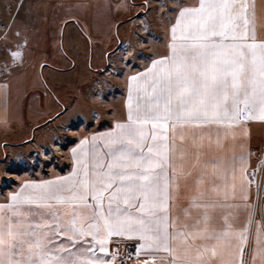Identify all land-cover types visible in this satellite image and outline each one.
<instances>
[{
  "label": "snow or ice",
  "instance_id": "obj_1",
  "mask_svg": "<svg viewBox=\"0 0 264 264\" xmlns=\"http://www.w3.org/2000/svg\"><path fill=\"white\" fill-rule=\"evenodd\" d=\"M173 3L160 5L174 14L166 54L127 77L126 119L80 139L66 175L24 179L0 201V264H246L248 225L235 221L241 208L252 219L255 180L243 150L226 152L264 123V18L258 33L247 0ZM61 148L53 137L41 155Z\"/></svg>",
  "mask_w": 264,
  "mask_h": 264
},
{
  "label": "rangeland",
  "instance_id": "obj_2",
  "mask_svg": "<svg viewBox=\"0 0 264 264\" xmlns=\"http://www.w3.org/2000/svg\"><path fill=\"white\" fill-rule=\"evenodd\" d=\"M160 5L161 0H0V83L9 82L12 95H24L18 111L24 125L0 133V201L24 179L66 175L70 149L122 118L124 78L148 58L151 22L170 20L171 12L160 15ZM133 49L142 55L128 60ZM12 51L20 55L14 58ZM53 137L63 148L49 159L41 153Z\"/></svg>",
  "mask_w": 264,
  "mask_h": 264
},
{
  "label": "crops",
  "instance_id": "obj_3",
  "mask_svg": "<svg viewBox=\"0 0 264 264\" xmlns=\"http://www.w3.org/2000/svg\"><path fill=\"white\" fill-rule=\"evenodd\" d=\"M251 5L254 4L256 7L257 16V29L259 33L260 20L264 18V0H247ZM170 6H174L173 0L169 2ZM168 22H151L153 36L150 41L146 44L148 48V58L145 62L140 65L137 69L126 74L124 78V85L120 95L121 98V111L122 118L126 119L127 116V96H128V81L127 77L132 75L134 72L142 71L147 67L151 60L156 58L158 54H166L167 49V38L171 23H174V14L171 13V17ZM113 28V23L111 29ZM32 80H30V83ZM17 86L15 82L13 84ZM30 86V85H29ZM22 93H15L12 95L10 91V83H0V133L6 132L7 129H11V126L20 124L24 125L22 116L20 115L19 108L24 105ZM30 105V104H29ZM264 137V123L259 121L248 122V135L242 139H238L234 146L229 145L226 155L231 156L233 152L240 153L242 150L246 156V168L247 172L253 159V150L260 146ZM91 139V138H90ZM243 145V148H241ZM250 203L254 205V211L251 221H249L248 213L243 208L240 209L239 217L236 219V223H245L248 225V240L245 243L244 248V259L246 264H252V253L257 248V230L259 229L264 233V199H257L252 191H249ZM214 219L212 220L213 225H219L223 223L222 218L218 217V213H214ZM257 264L259 261L257 260Z\"/></svg>",
  "mask_w": 264,
  "mask_h": 264
},
{
  "label": "built area",
  "instance_id": "obj_4",
  "mask_svg": "<svg viewBox=\"0 0 264 264\" xmlns=\"http://www.w3.org/2000/svg\"><path fill=\"white\" fill-rule=\"evenodd\" d=\"M262 155H264V137L261 150L258 153H255V151H253V159L248 169V173L250 175H253L255 180V183L252 184L250 190L258 200L264 199V183L261 182L262 180H264V168L260 167L259 163ZM121 251H125V248L121 249ZM133 252L134 249L127 250V254L129 256H131ZM121 264H123L122 261Z\"/></svg>",
  "mask_w": 264,
  "mask_h": 264
}]
</instances>
